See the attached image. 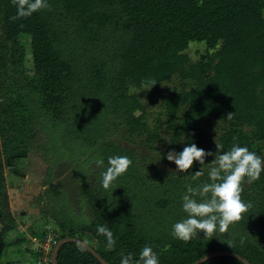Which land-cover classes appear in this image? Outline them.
I'll return each mask as SVG.
<instances>
[{
	"label": "trees",
	"instance_id": "1",
	"mask_svg": "<svg viewBox=\"0 0 264 264\" xmlns=\"http://www.w3.org/2000/svg\"><path fill=\"white\" fill-rule=\"evenodd\" d=\"M48 8L72 26L75 45H92L102 29L120 21L113 70L98 60L80 65L67 55ZM263 9L264 0H0V92L10 61L35 88L39 108L60 120L64 140L91 147L83 119L94 110L116 116L129 132L146 133L143 107L128 86L151 88L173 77L183 84L163 102L170 142L181 141L186 151L199 154L207 138L204 124L228 123L205 170L198 173L199 160L185 158L187 167L177 176L146 190L132 153L100 143L94 152L98 184L80 187L89 220L75 219L63 206L41 217L40 226L50 224L58 234L56 243L80 240L107 264H191L217 252L264 264V166L258 147L264 146ZM19 36L29 39L30 68L22 66ZM190 42L205 44L203 61L191 62L182 53ZM6 114L0 104L1 152L6 159L23 157V125ZM245 168L251 169L250 194L237 186ZM3 191L0 171V197ZM15 227L0 210V254L25 243L5 241ZM31 235L41 240L44 234ZM20 254L27 257L22 264H36L39 257L27 249ZM56 264L99 263L84 248L66 243ZM203 264L241 263L219 257Z\"/></svg>",
	"mask_w": 264,
	"mask_h": 264
},
{
	"label": "rangeland",
	"instance_id": "2",
	"mask_svg": "<svg viewBox=\"0 0 264 264\" xmlns=\"http://www.w3.org/2000/svg\"><path fill=\"white\" fill-rule=\"evenodd\" d=\"M47 10L51 22L55 25V33L60 36L67 55L80 65L98 60L99 63H104L108 71L113 70L116 66L113 57L123 32L120 21L102 29L98 40L92 45L86 46L84 43L75 45L76 35L72 26L60 17L58 10L53 8ZM262 17L264 19V9ZM17 42L24 49L22 66L30 68L29 39L27 36H19ZM182 53L191 62L203 61L206 47L203 42H190ZM181 83L173 77L168 83L151 88L129 85L128 93L134 94L143 107L142 122L147 132L141 134L129 132L116 116L94 110L83 119L85 130L89 133L88 137L92 139L88 143L92 146L85 148L79 142L62 138L63 127L60 120L39 108L35 88L22 79L20 67L8 61L1 84L0 104L6 110V116H13L12 119L22 123L24 131L21 139L26 149L25 156L6 159L1 152L0 138V171L4 180L0 210L8 214L16 225L14 230L7 233L5 241L9 243L15 238H24L26 241L4 248L0 254V264L7 262L22 264L27 257H22L20 252L25 249L37 250L36 242H32L31 231L39 233L41 230L43 234H47V227L53 231L50 224L40 226L41 217L45 216L50 208L63 206L75 219L89 220V209L80 187L83 184L90 188L97 186L99 165L94 152L96 146L104 141H110L132 153L133 165L142 179L144 190L160 186L162 182L177 176L182 167H187L184 163L185 158L199 160L201 168L198 173L211 165V151L216 146L219 136L228 127L226 121L212 120L204 124L203 129L207 138L199 154L186 151L181 141L170 142V133L163 123V102L173 90L180 89L183 84ZM134 114L138 116L140 112ZM72 116L73 114H67L65 118ZM150 135H154L155 139L150 140ZM258 147L261 149L259 166H264V146L260 143ZM8 166L11 169H8ZM250 172L251 169L245 168L240 175L237 186L241 192L250 191L248 187ZM36 240L37 243L40 241L38 238Z\"/></svg>",
	"mask_w": 264,
	"mask_h": 264
},
{
	"label": "water",
	"instance_id": "3",
	"mask_svg": "<svg viewBox=\"0 0 264 264\" xmlns=\"http://www.w3.org/2000/svg\"><path fill=\"white\" fill-rule=\"evenodd\" d=\"M6 164H8V162H6ZM8 169H11V167L8 166ZM12 173L17 174L15 171H12ZM66 243L77 244L78 246L84 248L99 264H107L100 257H98L97 254L88 245H86L84 242L77 240L75 238H65V239L59 240L54 245L52 252H51L50 264H56V255H57L58 249L60 246H62L63 244H66ZM219 257L232 258L234 260H237L241 264H248L243 258L238 256L237 254H233L230 252L211 253V254H208V255L196 260L195 262H193L191 264H203L204 262H206L209 259H214V258H219Z\"/></svg>",
	"mask_w": 264,
	"mask_h": 264
},
{
	"label": "built area",
	"instance_id": "4",
	"mask_svg": "<svg viewBox=\"0 0 264 264\" xmlns=\"http://www.w3.org/2000/svg\"><path fill=\"white\" fill-rule=\"evenodd\" d=\"M46 229L48 230L47 234H44L42 240L38 243L35 236L32 238V242L37 244V250L35 251L39 254L36 264H50L51 252L58 239L57 233L49 230L48 227ZM39 233H42L41 230H39Z\"/></svg>",
	"mask_w": 264,
	"mask_h": 264
}]
</instances>
